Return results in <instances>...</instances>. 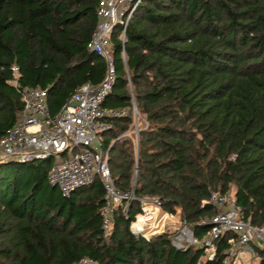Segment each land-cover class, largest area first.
Listing matches in <instances>:
<instances>
[{"label": "trees", "instance_id": "obj_1", "mask_svg": "<svg viewBox=\"0 0 264 264\" xmlns=\"http://www.w3.org/2000/svg\"><path fill=\"white\" fill-rule=\"evenodd\" d=\"M98 0H0V136L21 116L23 86L46 88L50 111L84 83L97 85L106 63L87 42ZM113 31L115 75L100 132L115 185L132 189L108 232L99 178L63 194L48 182L52 157L0 161V264H220L176 247L175 227L130 229L140 197L179 213L195 236L216 212L210 190L234 187L242 214L264 224V0H141L125 29ZM21 75L12 85L11 66ZM145 122L137 146L131 106ZM134 124V123H133ZM139 214V213H138ZM264 264V248H258Z\"/></svg>", "mask_w": 264, "mask_h": 264}, {"label": "built area", "instance_id": "obj_2", "mask_svg": "<svg viewBox=\"0 0 264 264\" xmlns=\"http://www.w3.org/2000/svg\"><path fill=\"white\" fill-rule=\"evenodd\" d=\"M140 1L98 0L96 24L87 42L88 48L101 55L106 63L105 75L97 85L90 82L78 85L54 113L48 107L46 88L39 85L23 86L21 116L0 136V161H30L51 156L52 164L47 170V180L57 185L65 195L99 178L104 188V203L100 207V214L105 232L112 226L114 209L119 205L126 208L134 197L132 189H120L115 185L108 164V149L102 144L100 132L109 127V123L102 121V116L120 115L127 111L126 108L105 107L102 102L112 88L115 75L111 40L113 31L119 27V37L122 41L125 39V29ZM11 71L12 77L8 81L14 86H20L19 67L14 64ZM131 109L136 117L134 103ZM135 122L136 133L133 139L137 146L139 125ZM130 132L132 129L119 136ZM205 201L211 202L216 209L208 219L210 226L207 231L197 237L190 224L178 217V224L171 235L172 243L178 248L200 246L204 249L203 257L212 258L216 241L231 232L226 237L227 246L220 264H240L243 259H248V264H258V248H264V224H255L242 214L233 188L210 190V196ZM139 202L138 213L147 215L149 210H156L154 220L160 208L157 198L145 195L140 197ZM71 264L94 262L88 257H82Z\"/></svg>", "mask_w": 264, "mask_h": 264}, {"label": "bare ground", "instance_id": "obj_3", "mask_svg": "<svg viewBox=\"0 0 264 264\" xmlns=\"http://www.w3.org/2000/svg\"><path fill=\"white\" fill-rule=\"evenodd\" d=\"M151 211L152 210H149L147 215H144L143 213L137 214L135 219L131 222L130 229L141 230V229H145L146 227H149L153 223V216L155 215L156 210L154 209L152 212ZM173 217H176L178 219V213L173 214L166 212L165 215L160 220L161 223H159L155 227L156 229L152 232L166 231L169 226L176 227L177 220L173 219Z\"/></svg>", "mask_w": 264, "mask_h": 264}, {"label": "rangeland", "instance_id": "obj_4", "mask_svg": "<svg viewBox=\"0 0 264 264\" xmlns=\"http://www.w3.org/2000/svg\"><path fill=\"white\" fill-rule=\"evenodd\" d=\"M135 120H137V122H135ZM134 122L136 123V125H139V127H140L142 125V122H143V117H140V116L138 117L137 115H136V117L133 116V123ZM133 123H132V125H134V126L132 128V132L131 133H133L132 136H133V138H135V133H136L135 128L136 127H135V124H133ZM232 188L234 189V187H232ZM163 215H164V211H162L161 208H158V211L156 213V217L153 220V223L149 227H146L145 229L141 230L142 231L141 233H143L144 235L151 234L150 232L154 231L156 229L155 227L159 223H161L160 220L162 219ZM173 219L177 220V223H176V225H177L178 224V219L176 217H173ZM169 221H171V220H169ZM152 233H154V232H152ZM249 262L250 261L248 259H243V260H241L240 264H248ZM237 264H238V262H237Z\"/></svg>", "mask_w": 264, "mask_h": 264}, {"label": "crops", "instance_id": "obj_5", "mask_svg": "<svg viewBox=\"0 0 264 264\" xmlns=\"http://www.w3.org/2000/svg\"><path fill=\"white\" fill-rule=\"evenodd\" d=\"M61 105H62V104H61ZM61 105H60V106H61ZM60 106L57 108V110L60 108ZM57 110H56V111H57ZM54 112H55V111H54ZM167 213H168V212H167ZM178 217H180V209H179Z\"/></svg>", "mask_w": 264, "mask_h": 264}]
</instances>
